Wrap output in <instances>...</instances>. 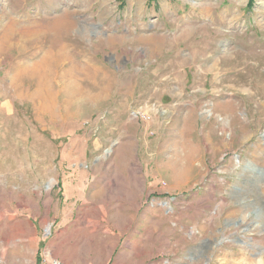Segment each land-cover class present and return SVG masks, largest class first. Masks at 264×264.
<instances>
[{
	"label": "rangeland",
	"instance_id": "rangeland-1",
	"mask_svg": "<svg viewBox=\"0 0 264 264\" xmlns=\"http://www.w3.org/2000/svg\"><path fill=\"white\" fill-rule=\"evenodd\" d=\"M263 69L264 0H0V264H264Z\"/></svg>",
	"mask_w": 264,
	"mask_h": 264
},
{
	"label": "bare ground",
	"instance_id": "bare-ground-1",
	"mask_svg": "<svg viewBox=\"0 0 264 264\" xmlns=\"http://www.w3.org/2000/svg\"><path fill=\"white\" fill-rule=\"evenodd\" d=\"M66 34H67V33H66ZM24 35H25V34H24ZM24 35H23V37H24ZM68 36H69V35H68ZM216 38H217V37H216ZM218 38H219V37H218ZM222 38H223V37H222ZM29 39H30V38H29ZM14 40H15V39H14ZM31 40H32V39H31ZM33 41H34V40H33ZM217 42H218V41H217ZM213 43H214V42H213ZM11 44H12V43H11ZM17 44H18V43H17ZM28 45H29V43H28ZM237 55H238V54H237ZM248 58H249V57H248ZM248 58H247V59H248ZM54 59H55V58H54ZM235 59H236V58H235ZM249 59H250V58H249ZM56 60H57V59H56ZM221 60H222V59H221ZM241 60H242V59H241ZM241 60H240V61H241ZM245 60H246V59H245ZM245 60H244V61H245ZM253 60H254V59H253ZM248 62H249V61H248ZM257 62H258V61H257ZM52 63H53V62H52ZM245 63H246V62H245ZM245 63H244V64H245ZM250 64H251V62H250ZM229 65H231V64H229ZM235 65H236V64H235ZM251 65H252V64H251ZM259 65H260V64H259ZM244 66H245L244 69H241V70L243 71V72L241 71V73H244L245 70L249 72V70H250V67H249V66H250V65H247V64H246V65H244ZM261 66H262V65H261ZM261 66H260V67H261ZM228 68H229V67H228ZM252 68H253V67H252ZM256 68H258V67L256 66ZM262 68H263V67H262ZM230 70H231V69H230ZM254 70H255V69H254ZM263 70H264V69H263ZM239 71H240V70H239ZM246 71H245V72H246ZM248 72H247V73H248ZM241 73H240V74H241ZM253 73H254V72H253ZM230 74H232V73H230ZM250 74H251V73H250ZM238 75H239V74H238ZM238 77H240V76H238ZM247 77H248V76H247ZM257 77H258V76H257ZM242 78H243V77H242ZM239 81H240V80H239Z\"/></svg>",
	"mask_w": 264,
	"mask_h": 264
},
{
	"label": "trees",
	"instance_id": "trees-1",
	"mask_svg": "<svg viewBox=\"0 0 264 264\" xmlns=\"http://www.w3.org/2000/svg\"><path fill=\"white\" fill-rule=\"evenodd\" d=\"M40 260V256H38V261Z\"/></svg>",
	"mask_w": 264,
	"mask_h": 264
},
{
	"label": "crops",
	"instance_id": "crops-1",
	"mask_svg": "<svg viewBox=\"0 0 264 264\" xmlns=\"http://www.w3.org/2000/svg\"><path fill=\"white\" fill-rule=\"evenodd\" d=\"M72 185V184H71ZM71 189H73V186H71Z\"/></svg>",
	"mask_w": 264,
	"mask_h": 264
}]
</instances>
